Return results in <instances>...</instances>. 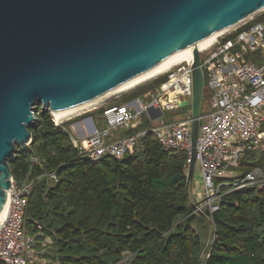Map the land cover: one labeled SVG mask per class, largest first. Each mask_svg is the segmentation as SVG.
Returning a JSON list of instances; mask_svg holds the SVG:
<instances>
[{"label": "trees", "instance_id": "obj_1", "mask_svg": "<svg viewBox=\"0 0 264 264\" xmlns=\"http://www.w3.org/2000/svg\"><path fill=\"white\" fill-rule=\"evenodd\" d=\"M254 21H264V14ZM166 80L163 75L146 82L117 104L146 96ZM35 114L32 141L26 150L18 149L10 167L19 181L28 175L36 179L45 172L57 173L58 182L36 181L25 216L32 235H38L41 227L54 238V248L48 252L52 260L264 264V190L225 194L209 219L208 208L195 212L190 201L184 171L187 157L165 150L153 135L146 136L143 148L121 159L106 157L93 163L74 146L70 134L54 124L51 112L38 105ZM97 120L104 125V118ZM32 157L41 164L33 163ZM255 167L264 171V152L248 153L237 171L245 174Z\"/></svg>", "mask_w": 264, "mask_h": 264}, {"label": "water", "instance_id": "obj_2", "mask_svg": "<svg viewBox=\"0 0 264 264\" xmlns=\"http://www.w3.org/2000/svg\"><path fill=\"white\" fill-rule=\"evenodd\" d=\"M263 9L264 0H0V211L38 105L55 113L101 98L194 45L192 100L180 103L192 110L189 189L205 92L196 43Z\"/></svg>", "mask_w": 264, "mask_h": 264}, {"label": "built area", "instance_id": "obj_3", "mask_svg": "<svg viewBox=\"0 0 264 264\" xmlns=\"http://www.w3.org/2000/svg\"><path fill=\"white\" fill-rule=\"evenodd\" d=\"M258 14H264V9L199 50L200 54L210 52L201 61L209 97L204 110L201 107L196 142L204 198L195 212L208 208L209 219L218 211L225 194L249 188L264 190L262 169L255 167L245 174H233L248 153L264 152V21H254ZM193 62L194 59H185L170 67L163 73L167 80L150 92L149 98L138 97L105 107L102 126L93 117L64 126L82 116L84 109L62 119L52 113L54 124L63 127L74 146L93 163L106 157L121 159L143 148V140L151 134L165 150L187 157L184 171L188 176L193 149L192 110L190 106V112L181 115L180 103L192 100ZM122 131L125 133L120 135ZM32 162L41 164L37 157H32ZM41 179L58 182L55 171L36 179L30 175L20 181L11 178L8 207L0 220V264H61L59 259L48 256L54 248V238L41 227L38 235H32L25 222L34 185Z\"/></svg>", "mask_w": 264, "mask_h": 264}, {"label": "rangeland", "instance_id": "obj_4", "mask_svg": "<svg viewBox=\"0 0 264 264\" xmlns=\"http://www.w3.org/2000/svg\"><path fill=\"white\" fill-rule=\"evenodd\" d=\"M209 54H210L209 51L201 54L202 63L208 58ZM161 75H163V74H161ZM161 75H158L155 78H152L150 80L144 81V82H142V83H140L134 87L133 86L127 87L121 91L111 92V93L101 97V99H98L97 101H95L94 103L89 105V106H91L90 108H89V106H88V108L85 107L84 110H82V111H85V113L82 116H79L76 119H73L71 121L66 122V125L71 127V123L74 122V120L75 121L84 120L85 118H89V117H93L94 120L97 121V119L98 118L100 119V116H101V114L98 112L101 107H106L107 104L109 105L111 103H112V105L117 104V102H119L121 100V97L123 95L128 94L130 91L134 90L135 88H138L139 86L143 85L144 83L150 82V81L156 79L157 77H160ZM145 97L149 98V93L146 94ZM208 97H209V93H208V91L205 90V92L203 94V98H202V106H201L202 110H204V108L208 104ZM189 112H190V108H188V107H184V108L180 109L181 115H186ZM171 118H177V116L172 115ZM58 119H62V118H58ZM98 123H99V121H98ZM100 124L103 125V123H100ZM100 124H99V126H100ZM124 133H125L124 131L119 132L120 135H122ZM240 167H241V165H240ZM240 167L236 168L233 171V174L240 175V172L237 171V170H239ZM188 190H189V198H190V201L192 204L199 203L202 200L203 182H202V177L200 175V172H199L197 166H196V169L194 172L193 181L190 183ZM200 203H203V201H201ZM211 229H212V226L209 225V227H207V229H206V231H208L207 233H210ZM205 240H206V238H205Z\"/></svg>", "mask_w": 264, "mask_h": 264}, {"label": "bare ground", "instance_id": "obj_5", "mask_svg": "<svg viewBox=\"0 0 264 264\" xmlns=\"http://www.w3.org/2000/svg\"><path fill=\"white\" fill-rule=\"evenodd\" d=\"M228 29L229 28H227L225 30H222L220 32H217V33H215L213 35H210L209 37H206V38L198 41L196 43L197 48L199 50L206 49L210 45L211 41L215 37L223 34ZM193 51H194V45L191 46L190 48H188V49H186L184 51H181V52L175 54L174 56L164 60L163 62L154 65L153 67L145 70L144 72L138 74L137 76L132 77L130 80H128L127 82H125L123 85H121L117 89L113 90L112 92L121 91V90H123V89H125L127 87H132V86L134 87V86H136V85H138V84H140V83H142L144 81H147V80H150L152 78H155L156 76L163 74L170 67H172L173 65L181 62L182 60H185V59L192 60L194 58V52ZM98 99H101V98H98ZM98 99H95L93 101L87 102L85 104H82V105H79V106H76V107H72V108H69V109H66V110L55 112L54 115L57 118H63L65 116H67V115H71V114L75 113L76 111H80V110L84 109L85 107L88 108L89 105H91L92 103H94ZM89 107H91V106H89ZM7 207H8V200L6 201V204L3 207V209L0 211V220L4 217V215L6 213V210H7Z\"/></svg>", "mask_w": 264, "mask_h": 264}, {"label": "crops", "instance_id": "obj_6", "mask_svg": "<svg viewBox=\"0 0 264 264\" xmlns=\"http://www.w3.org/2000/svg\"><path fill=\"white\" fill-rule=\"evenodd\" d=\"M203 198H204V195H203V191H202V200H201V201H203ZM199 201H200V200H199ZM201 201H200V202H201ZM200 202H199V203H195V205H196V206H200V205H202L203 203H200Z\"/></svg>", "mask_w": 264, "mask_h": 264}]
</instances>
